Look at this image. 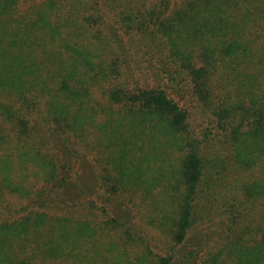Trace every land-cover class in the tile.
Listing matches in <instances>:
<instances>
[{
    "label": "trees",
    "instance_id": "1",
    "mask_svg": "<svg viewBox=\"0 0 264 264\" xmlns=\"http://www.w3.org/2000/svg\"><path fill=\"white\" fill-rule=\"evenodd\" d=\"M0 264H264V0H0Z\"/></svg>",
    "mask_w": 264,
    "mask_h": 264
},
{
    "label": "rangeland",
    "instance_id": "2",
    "mask_svg": "<svg viewBox=\"0 0 264 264\" xmlns=\"http://www.w3.org/2000/svg\"><path fill=\"white\" fill-rule=\"evenodd\" d=\"M216 150H217V145L216 144H210L208 152H205V153H206V155H208V153H209V158H211L214 155V153L216 152ZM9 196L10 197L8 200L13 205L18 206L21 203L24 204L26 201V198H25V201H23L24 200L23 198H21L23 200H20V198L17 199L18 197L17 198L13 197V195H9ZM134 208L136 209V210H134L135 216H136L135 219L138 220V222L141 225V229L145 232V235L151 240L152 244L157 248V250L162 252L164 249L170 247L172 241L170 239H167V237L164 235H159L157 230L148 224L149 219H142L141 218V215L139 213V210L141 209V205L138 201L135 202ZM199 229H200V226L196 228V232L194 233V237H196V234L199 233Z\"/></svg>",
    "mask_w": 264,
    "mask_h": 264
}]
</instances>
